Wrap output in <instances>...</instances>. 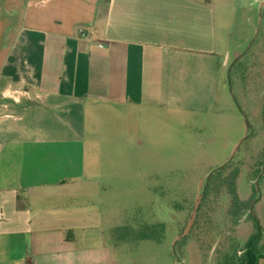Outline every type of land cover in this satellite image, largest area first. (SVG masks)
Wrapping results in <instances>:
<instances>
[{
  "label": "crops",
  "instance_id": "crops-1",
  "mask_svg": "<svg viewBox=\"0 0 264 264\" xmlns=\"http://www.w3.org/2000/svg\"><path fill=\"white\" fill-rule=\"evenodd\" d=\"M227 50L216 0H0V264H120V146L226 98Z\"/></svg>",
  "mask_w": 264,
  "mask_h": 264
},
{
  "label": "rangeland",
  "instance_id": "rangeland-1",
  "mask_svg": "<svg viewBox=\"0 0 264 264\" xmlns=\"http://www.w3.org/2000/svg\"><path fill=\"white\" fill-rule=\"evenodd\" d=\"M216 2L221 42L228 49L227 97L206 111L142 114L136 135L120 146V152L140 154V160L123 163V191L111 194L106 207L118 210L114 226L123 227L120 264H232V256L240 264L254 221L252 209L233 201L235 172L240 198L251 196L253 184L260 191L253 209L263 216L259 245L264 242V161L250 149L253 140L255 149L260 146L264 133V0ZM105 143L104 150L112 152L113 144ZM199 193L196 220L176 240ZM160 222V242L137 238ZM154 235L160 236L159 227Z\"/></svg>",
  "mask_w": 264,
  "mask_h": 264
},
{
  "label": "trees",
  "instance_id": "trees-1",
  "mask_svg": "<svg viewBox=\"0 0 264 264\" xmlns=\"http://www.w3.org/2000/svg\"><path fill=\"white\" fill-rule=\"evenodd\" d=\"M258 157L262 158V161H264V150L263 152H259L256 154ZM223 169L224 166H222ZM221 170V169H220ZM240 172H235L234 177H236L235 184L233 182V187L232 189V194H233V201L236 204H242L248 209H252L253 214L251 215L253 221H254V230L253 233L249 236V239L246 242L245 249H244V255L240 259V264H258V260L261 257H264V242L261 244L262 246L259 245L260 241L263 238V228L262 225L260 224V221L258 217L256 216L254 212V205L260 200V191L258 190L257 186L253 184L252 188V194L249 198H246V200H243L240 198L238 195V179H239ZM233 177V178H234ZM244 201V202H242ZM159 227V232L160 236H155L154 233L158 230ZM148 229H150L149 233L147 232ZM164 224L163 223H157L151 226H146V230L140 233V235L137 236V238L141 239H152L155 241H161L163 239V233H164ZM120 231L123 232V227L120 228ZM263 248V250H261ZM232 264H237L238 260L235 256L231 257Z\"/></svg>",
  "mask_w": 264,
  "mask_h": 264
},
{
  "label": "water",
  "instance_id": "water-1",
  "mask_svg": "<svg viewBox=\"0 0 264 264\" xmlns=\"http://www.w3.org/2000/svg\"><path fill=\"white\" fill-rule=\"evenodd\" d=\"M205 181V178H203L200 182V185H199V191L201 190L202 186H203V183ZM202 198H203V194L202 193H199L197 195V199L195 201V205H194V208L192 210V213H191V216L183 230V232L177 237L176 240H179V239H182L183 237H185L191 230L195 220H196V217H197V213H198V209H199V206L201 204V201H202ZM175 243V242H174Z\"/></svg>",
  "mask_w": 264,
  "mask_h": 264
},
{
  "label": "built area",
  "instance_id": "built-area-1",
  "mask_svg": "<svg viewBox=\"0 0 264 264\" xmlns=\"http://www.w3.org/2000/svg\"><path fill=\"white\" fill-rule=\"evenodd\" d=\"M79 32H80L82 37L86 36V32H85V30L83 28H79Z\"/></svg>",
  "mask_w": 264,
  "mask_h": 264
}]
</instances>
